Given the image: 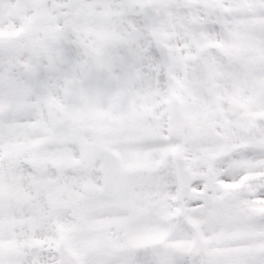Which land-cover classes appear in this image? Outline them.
<instances>
[{"label": "snow or ice", "instance_id": "1", "mask_svg": "<svg viewBox=\"0 0 264 264\" xmlns=\"http://www.w3.org/2000/svg\"><path fill=\"white\" fill-rule=\"evenodd\" d=\"M0 264H264V0H0Z\"/></svg>", "mask_w": 264, "mask_h": 264}]
</instances>
